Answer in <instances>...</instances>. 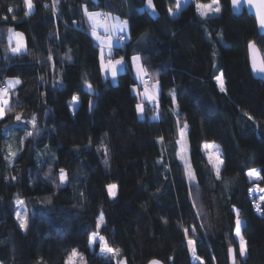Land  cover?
Instances as JSON below:
<instances>
[{
	"label": "trees",
	"instance_id": "1",
	"mask_svg": "<svg viewBox=\"0 0 264 264\" xmlns=\"http://www.w3.org/2000/svg\"><path fill=\"white\" fill-rule=\"evenodd\" d=\"M145 2L58 0L54 14L53 0H33L25 16L23 0H0V17H8L0 19V82L21 80L0 120V264H64L72 248L87 264H106L98 244L88 246L101 213L100 235L128 264L154 258L230 264L229 245L236 264H264V215L254 212L248 194L253 183L264 189V178L248 177L251 169L264 170V81L252 77L247 54L249 41L264 53V35L245 11L232 13L230 0H220L221 12L211 17L199 16L192 2L172 17L176 0H153L152 16ZM85 7L128 20L127 34H120L126 40L113 51L126 62L115 84L102 76ZM9 27L24 34L25 52L10 53ZM133 55L160 86L159 107L143 101V116L131 90ZM221 74L224 92L215 79ZM74 95L79 99L71 112ZM17 114L22 122L37 118L39 135L23 144L32 125L16 128ZM185 123L191 183L177 155ZM210 142L220 145L225 161L220 179L201 150ZM9 144L17 153L11 163ZM61 169L69 180L57 187ZM109 184L117 185L115 198ZM18 199L31 217L27 232L15 219ZM237 211L249 245L243 258L234 235Z\"/></svg>",
	"mask_w": 264,
	"mask_h": 264
},
{
	"label": "snow or ice",
	"instance_id": "2",
	"mask_svg": "<svg viewBox=\"0 0 264 264\" xmlns=\"http://www.w3.org/2000/svg\"><path fill=\"white\" fill-rule=\"evenodd\" d=\"M58 0H53V10L55 14V8ZM24 5L28 10H31L33 8V0H23ZM183 3H187V0H183ZM242 3H247L250 6V10L254 9L257 22L259 24V27L264 33V0H232L234 11L238 10L239 6ZM146 5L148 9H152V14L155 15L153 0H146ZM47 6V5H46ZM93 6H98L95 4V0H93ZM182 6L181 0H177V10L180 9ZM197 12L201 17H207L209 14H219L221 12L220 7V0H211V3L209 4H203V3H197L196 4ZM8 12H13V8L9 7ZM29 12H25V16H27ZM170 15H176V12H173L172 9H169ZM84 15L87 17L88 21L90 22V26L92 29V35L96 37L97 40H100V43L102 45L101 48V70L105 74L110 73L113 79L116 78L117 72L120 70V68H123L126 66L125 58L120 57L119 59L113 60L109 58L107 61L104 60V47H107L109 57L113 54V40L112 38L116 36L118 39H123L124 37L119 36L120 33L127 32L128 29V20H121L119 16H113L110 12L105 13L102 11H89L88 7L84 8ZM0 19L7 20L8 17H0ZM13 20H15V16L12 17ZM103 29L104 33L106 34L103 38L97 35V30ZM8 42H9V51L10 53L15 56L18 54H21L26 51V45L24 41V34L22 32H16L13 28H8ZM13 41H15V46H12ZM248 50H249V59L252 65V68L254 71H258L259 73L264 74V53L261 52V50L257 47V44L255 41H249L248 43ZM49 59H52L51 56H49ZM66 59H71L70 56L66 55ZM132 63L134 68L136 69L137 79L144 82L145 76L148 75L147 69L140 63V56L134 55L132 58ZM217 84L219 86V89L221 92H224L225 86H224V79L223 74L220 76L215 77ZM21 84V80L18 77L14 78H6L3 82H0V120H3L7 113L11 111L10 106V93H12L16 86ZM156 85H153V88H155ZM87 90L89 92L92 91V86L90 84L87 85ZM135 91V89H134ZM142 97H146L149 102H152L156 99L154 95H152L147 87L145 88L143 93H140ZM170 95L173 98V102H175V91L170 92ZM77 96L72 97V105L71 107H76V102L78 101ZM91 105V101H90ZM157 108L159 105H155ZM137 112L139 114H143L145 111L144 106L142 103H137L136 105ZM159 116L154 115L151 119L156 120ZM16 121L21 122L17 125H15L16 128L26 127L27 124L32 125V130L27 131L24 138L21 139V143L23 144L24 139L27 137H33L34 135H39V129L37 127V118L35 115H33L32 119L27 122H22V118L19 114L15 117ZM251 119V117H249ZM188 131V125L187 123L184 124V127L180 129V136L181 139H178L176 141V144L179 146L178 150V158L181 159V161H184V156L181 154L182 152L186 151V134ZM5 132L10 134L9 129H5ZM163 138H161L162 142ZM8 155L5 157V159L9 160V163H11V159L15 158L17 153L12 150L11 144L8 146ZM203 148L207 150L215 149V152H209L208 155V162L212 166L213 170L215 171L217 179L221 178V170L224 166L225 161L221 158L219 149L214 144H205ZM105 153H107V148L105 147ZM159 162V161H158ZM105 165L108 164L107 158H105L104 161ZM264 170H257V169H251L248 172V176L252 177L256 180L262 179L264 177L261 176V172ZM47 175V174H46ZM185 175L187 176L189 182H193L195 180V173L191 169L190 162H188L185 166ZM12 179H15V177H12ZM69 178L67 173L64 171V169L60 170L59 173V184L57 187H63L67 182ZM117 185L116 184H109L107 185V191L109 197L115 198ZM254 189H249V192H252ZM259 191H264V189H257ZM83 195V193H81ZM261 201H264V196H261L259 198ZM17 205V211L15 213V219L19 225V229L21 231L27 232L30 227V214L27 206L25 205V201L23 200H16ZM48 203H51L49 200ZM256 208V211L260 213L261 215H264V209L260 207V205H254ZM32 215H35V212L32 213ZM104 222V215L101 213L97 217L96 221V230L91 232L88 235V246L90 248H94L97 242H99L100 257L106 262V264H126L125 260L122 258V253L119 248H114L109 245L107 240L104 236L100 235V229ZM245 228V222L240 218L239 212L237 211L236 220H235V238L239 241V256L240 257H246L247 251H248V241L245 239V236L242 232V230ZM185 235L188 234V229H184ZM193 232H195V229H192ZM188 245L190 250L195 255V249L193 247L194 241L189 239ZM228 255L230 261H232V264H236V257L234 255V249L231 245H229L228 248ZM198 260L199 257H196ZM215 259V258H214ZM64 264H87L84 256L82 253L78 251L77 248H72L70 251H68V254L65 257ZM149 264H159V261L152 260L149 262ZM200 264H203V261H200Z\"/></svg>",
	"mask_w": 264,
	"mask_h": 264
},
{
	"label": "rangeland",
	"instance_id": "3",
	"mask_svg": "<svg viewBox=\"0 0 264 264\" xmlns=\"http://www.w3.org/2000/svg\"><path fill=\"white\" fill-rule=\"evenodd\" d=\"M181 2H182V6L180 7V9L182 8V7H184L187 3H190V2H192V3H194V5H195V9H196V4L198 3V2H196L195 0H187V3H183V0H181ZM209 3H211V1H209V2H207V3H203V4H209ZM144 8L145 9H147L148 10V12L152 15V16H155L156 14H157V11L155 10V8H154V10H155V15H153L152 14V9H148L147 8V5H146V2H145V5H144ZM179 9V10H180ZM32 10V9H31ZM31 10H28L27 9V11L29 12V11H31ZM173 10V12H176V15L179 13V10H177V0H176V5H175V7L172 9ZM196 12H197V9H196ZM197 14L199 15V13L197 12ZM176 15H170V16H172V17H174V16H176ZM217 15H219V14H209V16H207V17H211V16H217ZM200 16V15H199ZM16 31V30H15ZM16 32H19V31H16ZM119 36H122V35H119ZM119 41L121 40V39H118ZM25 41V40H24ZM12 46H15V41H13V44H12ZM101 56V55H100ZM114 56H116V55H114ZM134 56V55H133ZM133 56H131V58L133 57ZM139 56V55H138ZM130 58V59H131ZM109 59V57L106 59V60H108ZM112 59V58H111ZM132 60V59H131ZM131 60H130V63H131ZM140 63H141V60H140ZM125 69V68H124ZM145 82L147 81V83H149L150 82V80L148 79V75L147 76H145ZM116 82V81H115ZM115 82L114 83H112V84H115ZM152 83H154L155 85H157V87H158V89H157V92H158V96H157V104L156 105H158V97H159V94H160V86H159V83L157 82V81H152ZM145 87H147V89H148V86H146L145 85ZM219 87V86H218ZM134 89H135V87H133V91H134ZM137 90L135 89V91L134 92H136ZM139 96V95H138ZM73 103V102H72ZM72 103H71V105H72ZM76 104H77V102H76ZM151 104V103H150ZM77 106V105H76ZM151 106H154L153 104L151 105ZM154 107H156V106H154ZM76 108V107H75ZM75 108H73V107H71L70 106V111L71 112H73L74 110H75ZM180 139H181V136H180ZM205 144H214L218 149H219V153H220V156H222V152H221V148H220V145L218 144V143H216V142H210V143H204V144H202L201 145V150H202V152L204 153V155H205V157H206V159L208 160V155H209V152H215V149H212V150H205L204 148H203V146L205 145ZM183 156H184V164H185V166H186V164L188 163V161H187V158H188V142H187V134H186V151H184V152H182L181 153ZM52 158L54 159L55 158V153H54V151L52 150ZM222 158V157H221ZM249 177V176H248ZM249 179H251L252 181H256V179H254V178H252V177H249ZM251 188H255L256 190H253L252 191V193H253V195L251 194V196H252V201H253V205H260V207L262 208V205L264 204V201H261L259 198L261 197V196H263V195H258V192H260L261 193V191H259V190H257V189H263V188H261L260 186H258V184H256V183H253V184H251V186H250ZM257 192V193H256ZM254 212L256 213L257 211H256V208L254 207ZM258 213V212H257ZM256 213V214H257ZM260 213H258V215H259ZM237 242H238V247H239V241L237 240ZM96 244H98V247H99V242H97ZM100 252V247H99V251H98V253ZM243 258V257H242ZM148 259H145V261H144V263L147 261ZM230 264H232V261H230Z\"/></svg>",
	"mask_w": 264,
	"mask_h": 264
},
{
	"label": "crops",
	"instance_id": "4",
	"mask_svg": "<svg viewBox=\"0 0 264 264\" xmlns=\"http://www.w3.org/2000/svg\"><path fill=\"white\" fill-rule=\"evenodd\" d=\"M87 20H88V19H87ZM121 20H122V19H121ZM88 22H89V21H88ZM89 24H90V22H89ZM127 32H128V29H127ZM127 32H125V33H120V34H127ZM120 34H119V35H120ZM91 35H92V29H91ZM97 35L100 36L101 38H103L106 34L104 33L103 29H98V30H97ZM92 37H93L94 41L98 44V46H99V52H100V55H101V48H102V45H101V43H100V40H97L96 37L93 36V35H92ZM112 40H113V51H114V48L120 46V43H119V40H118V38H117L116 36H114V37L112 38ZM108 57H109L108 49H107V47H104V60L107 61L106 59H107ZM109 58H112L113 60H116V59H119L120 56H114V52H113L112 56L109 57ZM130 60H131V59H130ZM100 67H101V56H100ZM124 68H125V67L120 68V70L117 72V74H118L119 72L123 71ZM131 69H132V75H133L134 80H135V82H136V84H135L134 86H132V88H131L133 94H135V95L138 97L140 103H142L143 101H145V102H148L149 104L151 103L150 105L153 104V105L155 106V105L157 104V96H158V92H157L158 87H157V85H156L155 88H153V85H155V84L152 83L151 81H150L149 83H146V82H145V79H144V82H142L141 80L137 79L136 69H135L134 66H133L132 60H131ZM101 73H102V76H103L104 78H107L111 83H114V82L116 81V78L113 79V77L111 76L110 73L105 74L104 72H102V70H101ZM116 77H117V76H116ZM145 85L148 86V90H149V92H150L152 95H154V96L156 97V99H155L154 101H152V102H149L148 99H147L146 97H142L141 95H139L140 93H143V92H144V90H145V88H146ZM133 87H135V89L137 90L136 92L133 91ZM138 95H139V96H138ZM138 115H139V116H143V114H139V113H138Z\"/></svg>",
	"mask_w": 264,
	"mask_h": 264
},
{
	"label": "water",
	"instance_id": "5",
	"mask_svg": "<svg viewBox=\"0 0 264 264\" xmlns=\"http://www.w3.org/2000/svg\"><path fill=\"white\" fill-rule=\"evenodd\" d=\"M230 7H231V11H232L233 14H236L237 15V14H241L243 11H245L248 15L252 16L254 18L255 22H256V27H257L258 34L264 35V33H262V31H261V29L259 27V24L257 22L255 10L254 9H251L250 10V6L247 3H242L239 6L238 10L234 11L233 4H232V0H230ZM247 54H248V62H249L250 73H251L252 77L255 78V79H259V80L264 81V74L259 73L258 71H254L253 68H252V65H251V62H250V59H249L248 46H247ZM86 91L89 94H91V95L93 94V90L91 92H89L87 90V87H86ZM122 258L125 260L126 264H128L127 261H126V258H124V257H122ZM152 260H157V261H159V264H164L162 261H160L157 258L150 259L146 264H149V262L152 261Z\"/></svg>",
	"mask_w": 264,
	"mask_h": 264
},
{
	"label": "built area",
	"instance_id": "6",
	"mask_svg": "<svg viewBox=\"0 0 264 264\" xmlns=\"http://www.w3.org/2000/svg\"><path fill=\"white\" fill-rule=\"evenodd\" d=\"M122 37H124V38L120 40V41H121V44H123V43L125 42V40H126V36H125V35L122 36ZM250 188H251V187H249V189H250ZM249 189H248V194H249V196H250V199L252 200V196H251V194L253 195V193H252V192H249ZM251 189L256 190L255 188H251ZM260 194L264 196V191H261ZM258 195H259V194H258ZM252 204H253V201H252ZM253 209H254V205H253ZM256 213H257V212H256ZM257 214H258V213H257Z\"/></svg>",
	"mask_w": 264,
	"mask_h": 264
},
{
	"label": "bare ground",
	"instance_id": "7",
	"mask_svg": "<svg viewBox=\"0 0 264 264\" xmlns=\"http://www.w3.org/2000/svg\"><path fill=\"white\" fill-rule=\"evenodd\" d=\"M257 193V192H256ZM259 196L261 195L260 192H258Z\"/></svg>",
	"mask_w": 264,
	"mask_h": 264
}]
</instances>
